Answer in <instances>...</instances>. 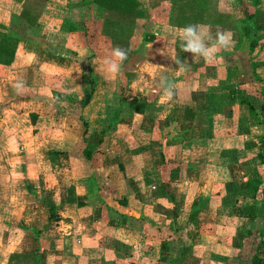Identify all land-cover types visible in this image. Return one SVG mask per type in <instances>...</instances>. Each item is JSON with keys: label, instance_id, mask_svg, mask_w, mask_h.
<instances>
[{"label": "crops", "instance_id": "0c3cea01", "mask_svg": "<svg viewBox=\"0 0 264 264\" xmlns=\"http://www.w3.org/2000/svg\"><path fill=\"white\" fill-rule=\"evenodd\" d=\"M137 1L143 28L123 40L101 35L104 10L92 0H0V44L17 38L12 62L0 64L15 69L0 79V120L7 109L26 111L33 136L45 114L74 122L36 150L32 138L30 172L27 143L9 156L0 122V210L25 211L0 215V264H13L11 255L22 264L36 250L28 264H249L264 240V0H207L212 34L231 31L235 41L212 62L181 51L170 0ZM116 46L128 57L113 78L104 59ZM45 67L63 75L40 76ZM161 75L176 86L171 102H161ZM20 79L23 96L13 90ZM55 161L64 175L56 200L39 182L44 171L55 179ZM4 217L22 222L9 252Z\"/></svg>", "mask_w": 264, "mask_h": 264}, {"label": "rangeland", "instance_id": "374dc122", "mask_svg": "<svg viewBox=\"0 0 264 264\" xmlns=\"http://www.w3.org/2000/svg\"><path fill=\"white\" fill-rule=\"evenodd\" d=\"M16 43L14 44V47H13V51H12L13 54L15 53ZM13 58L14 57L12 55L11 62H12ZM8 65H6V66H8ZM50 69L51 68L47 69V67H45L43 72H39V75L40 76L47 75V74H50V75L55 74V75H61V76L63 75L64 71L58 72L56 70L51 69V70L54 71L53 72ZM13 70H15V69H13ZM13 70H7L6 69V70L0 72V76H1L0 79L5 78L2 75H12V71ZM74 71L79 73L80 72L79 67L75 66L74 67ZM85 72H86V70H85ZM16 73H18V72H16ZM19 73H21V72H19ZM42 79L43 78L40 77V79H39V85L40 86L37 88L39 91H41V93H43V90L45 88H47V86L49 85L48 84L49 82L47 80L46 81H42ZM28 83H29L28 85L33 86L32 83H30V82H28ZM33 83H35V82H33ZM83 83H82V88L86 86V89H87V85L83 86ZM76 88H78V89L81 88L80 84ZM58 90H59V88H58ZM60 91H61V89H60ZM44 95H47V96L50 95L52 97V95H51V93L49 91H45ZM55 102L56 103L59 102V99H57V101H55ZM56 103H54V104H56ZM7 105H9V103H7ZM9 110L10 111L8 112V109H7V112L4 113L1 116V120H0V122L2 121L6 126H9L8 129H7V132L4 133V137L7 138L6 140L10 139V141L8 140L9 142L6 144V147L3 148V149H5L4 152L7 150L9 156H11L13 154L16 155V154H18L19 151H21V149H20V145H21L20 141L27 143V147H25V148L29 149L28 155L29 154L31 155V153H33L32 152V144H31V141H33V139H32L33 137H34L35 142L37 143V145H34L35 150H36L37 146L39 144H42L43 142H48L49 140H53V142H55L57 140V138H58L60 128H62L61 125L63 123H64V125L65 124L68 125V122H72V121L65 120L64 116H60V114H57V116H55V115H52V116L50 115L49 116L48 114H45V116L43 115L37 120V123H36V127H37L36 130L37 131H35L34 136H33V135H29V132L27 133V130H26V128H28L27 123H30V120H29L28 116L26 115V111H22V110L19 111L18 109L14 108V107L12 109H9ZM53 122L55 123L54 125H52ZM72 123H74V122H72ZM49 126H51L52 129L54 128L55 132L46 133L45 129H47ZM2 136H3V134H2ZM15 140H17L18 143L15 142ZM41 146H43V145H41ZM41 146L39 147V151L37 152L38 155L36 154V156L39 157V160H40L39 168L42 170L43 168L47 167L48 165L45 162V159L42 158V156L45 154V150H44L45 148L41 147ZM34 155H35V151H34ZM21 156L22 155H19V158ZM28 159H30V162H26L25 165H27V172L28 171L30 172L31 170L33 171V166H32L33 164H32V160H31L32 159V155L29 156ZM55 165H56V167H54ZM72 165H76L74 161H72ZM52 166H53V168H55V170H53L51 173L55 177V179L51 175H49V173L47 171L46 172L44 171V174L41 175V179L39 180V182H40V185L43 188H45V192L46 193L50 192V194H51L50 198H52V199L54 198V200H56L55 197H53V196H55V195L57 196L59 190H62L61 189L62 188V183H63L62 179L64 177L63 169H62L63 166L58 161L52 162ZM0 170L1 171L4 170V169H2L1 165H0ZM13 170L15 171V169H13ZM54 174H56V175H54ZM41 194H42V191H41L40 195ZM1 195H2V199L1 200L3 202V201H5L7 199V196L4 193H2ZM42 196H44V195H42ZM17 211L19 213H20V211H22V213H25L24 209L21 208V207H12L11 209L8 208L7 211H5V212L0 210V215H5L6 214V215L9 216L10 214H13L16 217ZM16 219L12 220V218H10V219L8 218L9 221L6 222V221H4L5 217L3 218V221L5 222L4 224H5V228L7 229V232H6V237H5L6 241L4 242V244H2V243L1 244L5 247L7 252H9L11 250H15V246H17V244H18L17 243V239H19V236H21V234H22L21 232L18 233L17 231H15V229H16L15 227L19 226V224H22L21 221L17 222ZM0 220H1V218H0ZM22 226H25V225H22ZM0 232H1V230H0ZM6 244L8 246V249L5 246ZM29 246L27 248H29ZM11 260H12V262H14L13 264H15V262L19 260V257L18 256L15 257V255H11ZM29 260H30V258H29ZM24 261H26V262H24L22 264H28L26 259H24ZM29 264H30V261H29Z\"/></svg>", "mask_w": 264, "mask_h": 264}, {"label": "trees", "instance_id": "16d2710c", "mask_svg": "<svg viewBox=\"0 0 264 264\" xmlns=\"http://www.w3.org/2000/svg\"><path fill=\"white\" fill-rule=\"evenodd\" d=\"M94 4L104 10V18L102 20L101 35L106 38H118L127 40L132 34L133 30H142L143 21L134 17L135 10L139 7V2L137 0H92ZM171 9L176 12V22L177 27H185L188 24H200L207 25L208 21L206 16L208 14L207 0H170ZM251 16L243 13V18L245 20L249 19ZM32 25V24H31ZM209 25V24H208ZM144 37V36H143ZM17 42V38L10 39L7 38L0 44V64L8 65L11 62L13 55V47ZM255 41L251 42L250 52L254 47ZM10 47V48H9ZM6 50V51H5ZM260 86H263V82H259ZM229 92L233 93L231 87H228ZM89 96L85 95L82 106L88 101ZM241 105L247 107L248 113L250 115L255 114L254 109L245 100H238ZM260 110L263 115L262 123L264 124V97L262 96V102L260 105ZM30 122L33 123L35 116L29 115ZM85 125V123H82ZM85 159H89V154L87 151H83ZM264 155V154H263ZM255 185H260L254 183ZM247 188L251 186L250 182H247ZM21 226V229H26V227ZM33 235L36 234L32 232ZM249 232H246L248 235ZM262 236V235H261ZM253 253L250 257L249 264H264V260L259 258V255L264 253V240L260 238L256 246L252 250ZM37 257V250L32 255L24 257V259L29 260V258ZM31 260V259H30ZM26 262L23 260V263Z\"/></svg>", "mask_w": 264, "mask_h": 264}, {"label": "clouds", "instance_id": "9594fccd", "mask_svg": "<svg viewBox=\"0 0 264 264\" xmlns=\"http://www.w3.org/2000/svg\"><path fill=\"white\" fill-rule=\"evenodd\" d=\"M179 39L181 41V51L193 54V57L204 59L206 62H212L217 58L220 51H230L235 41L231 31L217 30L215 35L211 32V26L200 24H188L179 30ZM150 46V45H149ZM168 53V52H167ZM169 55V54H168ZM170 56V55H169ZM128 57L126 49L116 46L104 59L105 72L110 77H116L121 73L122 65ZM178 67V71L185 70L184 62L178 58L175 52L170 56ZM158 87L162 92L161 102H171L175 96V84L167 76L159 77ZM13 90L17 95H26V83L24 80H17L13 84Z\"/></svg>", "mask_w": 264, "mask_h": 264}]
</instances>
